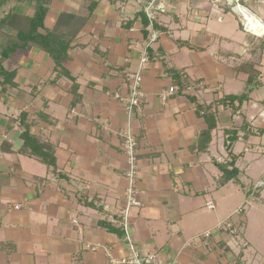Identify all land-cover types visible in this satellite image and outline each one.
I'll return each instance as SVG.
<instances>
[{
    "label": "crops",
    "instance_id": "0c3cea01",
    "mask_svg": "<svg viewBox=\"0 0 264 264\" xmlns=\"http://www.w3.org/2000/svg\"><path fill=\"white\" fill-rule=\"evenodd\" d=\"M33 1L47 8L42 34L72 16L67 29L78 33L64 69L73 80L36 44L2 61L14 79L0 77V264H109V254L127 252V129L138 140L140 202L129 235L141 254L155 264H239L242 253L243 264H264V34H251L238 11L264 26V0L236 9L220 0ZM24 2L0 0V51L18 33L11 16L35 15L15 11ZM144 53L146 98L130 113L116 96L130 94ZM244 93L241 105L227 99ZM26 128L53 150L54 167L23 153ZM227 164L239 174L222 184Z\"/></svg>",
    "mask_w": 264,
    "mask_h": 264
},
{
    "label": "trees",
    "instance_id": "16d2710c",
    "mask_svg": "<svg viewBox=\"0 0 264 264\" xmlns=\"http://www.w3.org/2000/svg\"><path fill=\"white\" fill-rule=\"evenodd\" d=\"M37 1L40 2L39 0ZM97 6V2H92L90 5V12L92 13ZM46 14L47 8L40 2L33 17L13 14L8 20L7 23H9L11 27L16 28L18 33L14 37H10L0 51V77H2L6 83L13 84L12 81L14 79V73L7 72L2 66V61L19 50L27 49L30 44H36L48 52L56 61L57 67L62 70V74L73 80L72 76L64 69V63L68 59V52L72 48V42L78 33V31L76 32V30H72L71 28L70 30H68L69 28L67 29L72 16L62 14L54 30L48 32L47 34H42L40 33V30L44 29ZM227 99L230 103L238 101L241 105L247 99V94L244 93L238 96H228ZM202 137L210 139V132L203 134ZM22 139L24 140V154L35 156L50 167L55 166L53 150L42 146L39 141L30 134V130L28 128H26V131L23 132ZM236 139L237 137L235 135L231 137V144ZM229 165L233 166L234 162ZM221 170L224 173L222 184L229 183L230 181L236 179L239 174L236 168L230 169L228 164L221 166ZM242 256L243 254L241 253L239 256V264H243L241 262Z\"/></svg>",
    "mask_w": 264,
    "mask_h": 264
},
{
    "label": "built area",
    "instance_id": "2783aa9c",
    "mask_svg": "<svg viewBox=\"0 0 264 264\" xmlns=\"http://www.w3.org/2000/svg\"><path fill=\"white\" fill-rule=\"evenodd\" d=\"M238 4L243 1V0H234ZM150 5L149 7H152ZM149 9V8H148ZM254 34V33H253ZM157 36L154 35L152 38V41H156ZM148 56L146 53L142 56L141 59V64H140V69L134 74L128 75V80L131 83V92L128 96L122 97L120 95H117V99L122 102H126L128 104V111L131 113L134 108L140 107L141 103L143 100L146 98V94L144 93L142 89V72L146 68V64L148 63ZM175 93V88L171 87L169 90L166 92H163L161 94V100L163 102L166 101V99ZM122 139H123V145H124V150L126 152V155L128 157V165H129V170L127 173V178L129 180L130 186L126 191V197H127V202L128 205L125 210H123L122 213V223L121 226L124 230L125 236H126V243H127V252L117 258L114 257V255L109 254L108 259H109V264H155L156 262V255L155 254H141V252L137 249L135 246L131 236L129 235V229H130V216H129V210L131 207L134 206H139L140 202L137 201L136 199V184H137V179H138V170H137V165H136V156H137V147H138V140L135 134L131 129L125 130L122 134ZM209 209H214L215 205L210 202L207 204ZM17 209L20 208V206L16 207ZM224 228V225L220 226V229ZM206 236H209L207 234ZM91 247V246H89ZM93 250H97V247H93Z\"/></svg>",
    "mask_w": 264,
    "mask_h": 264
},
{
    "label": "rangeland",
    "instance_id": "374dc122",
    "mask_svg": "<svg viewBox=\"0 0 264 264\" xmlns=\"http://www.w3.org/2000/svg\"><path fill=\"white\" fill-rule=\"evenodd\" d=\"M244 2H249L248 0H243ZM220 3H224V4H227V6H231L234 7L235 9L239 6H236L237 2L234 1V0H220L219 1ZM229 2V3H228ZM230 4V5H228ZM19 5V4H18ZM15 8V11L17 12H22L24 14H28L30 16L34 15V13H36L37 11V8H38V3L36 1H33V0H26V2H24L23 6L22 5H19L17 8L15 6H13ZM244 18V16H243ZM246 18V17H245ZM244 18V19H245ZM245 28L248 26V21L245 19ZM248 28V27H247ZM248 31L253 34L254 32H252L249 28H248ZM244 248V247H243ZM262 248V247H261ZM264 250V247L262 248ZM242 250V249H241Z\"/></svg>",
    "mask_w": 264,
    "mask_h": 264
},
{
    "label": "bare ground",
    "instance_id": "6f19581e",
    "mask_svg": "<svg viewBox=\"0 0 264 264\" xmlns=\"http://www.w3.org/2000/svg\"><path fill=\"white\" fill-rule=\"evenodd\" d=\"M238 11L244 18L248 21V28L254 32L256 36H262L264 34V26L257 21L255 18L251 17L243 8H239Z\"/></svg>",
    "mask_w": 264,
    "mask_h": 264
}]
</instances>
